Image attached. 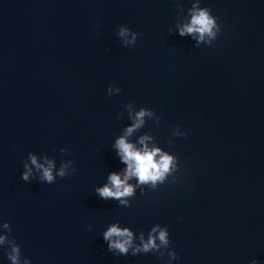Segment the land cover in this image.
Listing matches in <instances>:
<instances>
[{
	"label": "water",
	"instance_id": "95a60500",
	"mask_svg": "<svg viewBox=\"0 0 264 264\" xmlns=\"http://www.w3.org/2000/svg\"><path fill=\"white\" fill-rule=\"evenodd\" d=\"M195 6L217 18L211 43L179 35ZM142 109L152 115L128 142L150 137L174 167L155 188L130 179L124 204L102 199L96 189L127 169L116 140ZM30 155L68 176L41 182ZM3 222L21 264H264V0H0ZM112 225L133 248L167 227L169 245L114 254Z\"/></svg>",
	"mask_w": 264,
	"mask_h": 264
},
{
	"label": "clouds",
	"instance_id": "9594fccd",
	"mask_svg": "<svg viewBox=\"0 0 264 264\" xmlns=\"http://www.w3.org/2000/svg\"><path fill=\"white\" fill-rule=\"evenodd\" d=\"M190 23L184 24L179 27V35H193L194 38L198 36L200 43H203L206 38H209L208 42L217 38V34L221 32V28L217 24V18L212 15V12L208 8H200L195 6L191 10ZM118 37L121 38L125 47L135 46L139 34L133 32L129 27L122 26L118 29ZM130 37V38H129ZM121 89L116 88V92L119 93ZM111 94V89H109ZM152 113L141 110L135 114L133 118L134 124L132 127L126 129V133L123 137L116 140L115 148L117 154L120 156L121 161L127 165V169L123 177L116 173L109 175V183L104 187L97 188V194L105 200L117 199L122 204L126 203L122 198L130 197L134 194V187L128 183L130 179L135 177L140 185L151 184L153 188L157 183L163 184L167 176L171 173L174 164L175 157L168 155L159 148L149 149L147 141L150 139L148 136H144L140 140V144L143 148L138 149L134 144L128 142V137L132 135L137 129L141 128L145 122L146 116H151ZM61 151H67V149H61ZM31 165L40 171L41 182H47L48 184H54L56 175L61 179L68 176L67 167L63 165L56 175H54L55 165L51 161H47V165L38 162L35 155H30ZM25 171L22 173V180L25 182H31L33 178V169L27 163L24 164ZM0 227L7 230L10 234L12 227L8 222H3ZM158 234V235H157ZM104 240L108 243V249L114 254L129 253V249L133 248V233L127 228H120L118 225H112L107 231L103 233ZM159 240L160 244H157ZM142 247L133 248L132 255L144 252L149 253L153 249L159 250L160 246L167 247L169 245V230L167 227L161 228L159 225L154 227L149 234L148 239L145 241L143 235H141ZM9 244L10 249L6 252L7 259L11 261V264H21V246L15 241L14 238L10 239L9 235H0V245ZM163 253H161V256ZM171 259H176L177 254L175 251L169 252ZM23 264H31L30 259H25ZM251 264H258V261L253 260Z\"/></svg>",
	"mask_w": 264,
	"mask_h": 264
}]
</instances>
